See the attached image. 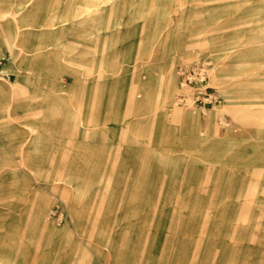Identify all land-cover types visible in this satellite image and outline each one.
I'll list each match as a JSON object with an SVG mask.
<instances>
[{
	"label": "rangeland",
	"instance_id": "1",
	"mask_svg": "<svg viewBox=\"0 0 264 264\" xmlns=\"http://www.w3.org/2000/svg\"><path fill=\"white\" fill-rule=\"evenodd\" d=\"M71 2L51 0L43 24ZM156 2L175 35H159L155 61L140 53L149 23L140 0L104 5L99 14L115 11V25L90 37L79 33L13 51L0 45L9 55L0 82L9 89L29 75L6 71L14 55L53 58L12 103L2 102L0 264H264V0ZM30 24L22 27L24 36L60 27ZM176 39L197 44L188 62L162 54ZM199 60L207 76L185 89L178 71ZM162 62L179 89L165 110L161 82L148 71ZM135 74L150 81L152 94L131 93ZM84 80L92 81L89 88ZM242 83L249 84L247 103L238 101ZM200 92L214 100L202 104ZM55 102L58 110L49 112ZM192 103L201 131L211 109L222 106L213 119L220 135L169 128L175 107ZM76 116L83 119L71 136ZM43 208L57 227L51 234L34 223Z\"/></svg>",
	"mask_w": 264,
	"mask_h": 264
},
{
	"label": "bare ground",
	"instance_id": "2",
	"mask_svg": "<svg viewBox=\"0 0 264 264\" xmlns=\"http://www.w3.org/2000/svg\"><path fill=\"white\" fill-rule=\"evenodd\" d=\"M6 1H0V45L2 47L11 49L12 51L15 48H19L20 50H23V48L26 49V48L34 47L40 43H41L40 44L41 46L40 45L39 46L41 48H44L45 42L48 39H52V38L64 39L67 37L68 38L73 37L72 35H76L77 37V34L79 33H81L80 35H84L85 37L87 36L90 37L91 34H93L99 28L110 29V28H113L115 25L113 24V21H112L114 19L113 15L115 11H108L106 12V14H99L102 11V8L104 7V5H108L111 0H72V2L68 4V8L65 10V12L59 14V12H57L56 10V12L51 17V19H49L51 24H43L44 17H45L44 11L45 9H47V7H49L48 5L51 0H11L10 2H8L9 0H6ZM140 1L145 3V7H146L145 12L149 16L148 26L145 29V31H143L144 35H143V40H142V51L140 50V53L148 54L150 56V59L155 61L156 60L155 57L159 56V52H156L153 50H154L155 42L157 41L159 35L163 32L165 34V37H169L170 34L175 35L174 34L175 29L171 28L170 26H166L168 25L167 22L166 24L164 23L165 16H162V12L159 11L160 7L157 4L156 0H140ZM35 2H37V5H36L37 9L35 8L36 9L35 11H33V9L27 10L28 6L34 4ZM176 2L177 0H172V4L173 3L176 4ZM14 5L15 7H13ZM54 6H55V3L53 7ZM58 6L60 7V5ZM27 22H31L30 26L32 27L39 26V25L41 26L45 25V27H51V26L53 27L57 24H60L59 25L60 27L58 28V30L57 29H45L48 31L41 30L39 33L34 32V31H28L27 36H24L22 27L26 25ZM191 40H194V39H190V40L176 39V41L172 43H167L168 42L167 41L163 45L162 54L166 52L167 54H170L171 56H173L175 60L179 59L182 62H188L190 60V49L192 47L197 46V44L196 43L193 44L192 43L193 41ZM207 43L208 42H203L201 46L203 47L207 46ZM229 49H231V47ZM14 56H15L14 58L16 59H14L12 62H9V64L6 67V71L9 72L10 74V73L16 72V69L19 68V69L29 71V75L24 76L22 78L15 79L12 82H10V87H11L10 89L9 87H7L6 83L0 82V128L5 127V124L3 123L4 117L3 115H1V111H3L4 109V103L2 104V102H6L9 99V102L12 103L15 97H18L20 94L24 92L25 85L28 83H32L34 78L40 74L39 72H41L43 66H45L46 63H48L49 65L50 64L53 65V58L50 55H46L44 53L43 54L41 53L39 55H34V56L33 55L24 56L20 52ZM18 59H19V63H17ZM51 60H52V63H51ZM239 60L240 59L238 58L236 60L237 63H233V64H236V65L239 64L238 63ZM81 62H84L83 65L87 66L86 68L90 72L92 67L90 66V64H87L88 63L87 59L83 57L81 59ZM53 70L55 72L56 69H53ZM165 70L166 69H165L164 62H162L161 65H158L157 69H154V68L148 69L150 76H151V80L156 82V84L158 82H161L160 85L158 86L160 90L159 95L164 105L163 110H165L166 103L171 100L173 96V92L175 90L177 91L178 89L176 80L174 79L173 74H170L168 76ZM4 71L5 70H3V72ZM86 74H90V73H86ZM103 76L104 75L100 74L98 77L93 78L92 81H95L98 78H102ZM225 77H227V75H225ZM90 82H88L87 80L86 81L84 80L81 82V85L83 86V88H89ZM99 84L100 82H97V85L95 86H98ZM242 86L243 88L241 89L242 91L238 97V101L241 103L242 102L245 103L246 102L245 100H247L248 98L246 96L247 93L245 91L249 90L247 89L249 84L242 83ZM153 87L154 86L150 85L149 80L144 81L142 78L138 77L136 74L132 77V82H131L132 92L131 93L135 94L138 92H143L145 95H149L153 93L152 92ZM183 87L185 89H188L189 86L184 85ZM9 91L12 94L11 97H9ZM61 91H64V90L62 89L59 92ZM54 96H56L57 99H59V97L63 98L62 95L60 94H55ZM85 102H82L80 105L81 113L83 112V105ZM173 102L175 103V101L172 100L171 103ZM56 104L57 102H55L52 107L49 106L48 108L49 112L58 110V107ZM94 106L96 108V102ZM176 108L177 107H175L176 111L171 119L172 121L169 122L170 124L169 128L173 129V127L178 126V129L183 130L182 128L192 126L194 127V130L196 131L195 133H203V134L215 135V136L220 135L219 131L217 130V125L214 124L213 119L217 115L221 114V112L223 111L222 106H215V108L211 109V112L207 114L203 131H201L200 129L201 128L200 126L202 125L199 120L198 113L195 107L193 106V103L191 104L189 108H186L183 110H178ZM82 119H83L82 116H79V117L76 116L77 123L75 125H72L69 128V135L78 136V130H79L78 125L81 123ZM87 122L89 125H92L91 124L92 120H91L90 115H89V118L87 119ZM241 122H243V120ZM41 127L46 132H49L51 130V126L49 124L43 125ZM32 131L37 132L39 130L36 129V127H33ZM55 131L58 134L62 132V128L56 129ZM85 134L88 135V131H85ZM40 141H44V140H40ZM31 172H33V170ZM67 175L69 174L64 173L63 177H66ZM34 223L36 225H40L41 227L44 226L46 233L51 234L57 229L54 223H52L51 220L47 219L45 208L41 209V213L38 214V216L34 219ZM4 248H5V245H4ZM2 256H4V254L2 253V251H0V263H3L4 261Z\"/></svg>",
	"mask_w": 264,
	"mask_h": 264
},
{
	"label": "built area",
	"instance_id": "3",
	"mask_svg": "<svg viewBox=\"0 0 264 264\" xmlns=\"http://www.w3.org/2000/svg\"><path fill=\"white\" fill-rule=\"evenodd\" d=\"M9 59V55H3L0 53V79L6 78V73L3 72V65ZM8 76V75H7ZM178 76L181 80V83L184 85L192 84L196 80L202 82L205 80L207 76L206 67L203 62L196 61L191 67H182L178 71ZM202 99V100H201ZM198 100L202 104L208 105L212 102L210 100H214V97L211 95L208 96L207 93L200 92L198 94Z\"/></svg>",
	"mask_w": 264,
	"mask_h": 264
},
{
	"label": "crops",
	"instance_id": "4",
	"mask_svg": "<svg viewBox=\"0 0 264 264\" xmlns=\"http://www.w3.org/2000/svg\"><path fill=\"white\" fill-rule=\"evenodd\" d=\"M2 54V53H1ZM3 55H8V54H3Z\"/></svg>",
	"mask_w": 264,
	"mask_h": 264
}]
</instances>
